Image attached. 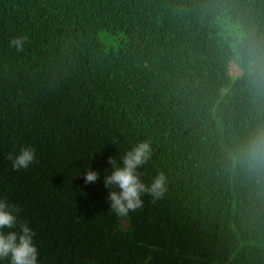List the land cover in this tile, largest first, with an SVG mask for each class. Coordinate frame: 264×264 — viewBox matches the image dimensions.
Masks as SVG:
<instances>
[{"label": "trees", "instance_id": "16d2710c", "mask_svg": "<svg viewBox=\"0 0 264 264\" xmlns=\"http://www.w3.org/2000/svg\"><path fill=\"white\" fill-rule=\"evenodd\" d=\"M261 67L264 0H0V197L38 264H264V170L234 159L264 126ZM148 140L141 178L168 190L120 218L108 158Z\"/></svg>", "mask_w": 264, "mask_h": 264}, {"label": "clouds", "instance_id": "9594fccd", "mask_svg": "<svg viewBox=\"0 0 264 264\" xmlns=\"http://www.w3.org/2000/svg\"><path fill=\"white\" fill-rule=\"evenodd\" d=\"M26 37H14L9 45L17 51L23 49ZM255 58L249 59V68L256 69ZM259 75L264 77V67L259 69ZM153 147L151 140L141 141L131 150L120 157L118 162L113 157L108 158V163L113 165L111 174L104 178L105 187L118 189L109 192L108 200L112 211L120 218H127L129 213L143 207L142 195L148 194L152 201L164 197L168 190V177L160 172L150 184L142 180L143 165L151 160ZM8 159L12 161L13 170H27L36 161L35 149L28 145L20 148L19 152L9 153ZM234 159L246 165L250 171L264 170V126L259 127L239 147ZM122 162V166H121ZM85 183H94L99 179L97 172L88 171L85 174ZM19 207L0 197V260L7 259L10 264H38V249L33 243L35 232L25 223L18 225ZM19 226L20 232L4 229H13Z\"/></svg>", "mask_w": 264, "mask_h": 264}, {"label": "rangeland", "instance_id": "374dc122", "mask_svg": "<svg viewBox=\"0 0 264 264\" xmlns=\"http://www.w3.org/2000/svg\"><path fill=\"white\" fill-rule=\"evenodd\" d=\"M229 73H230V76L235 79L237 77H240L241 76V71L239 70V68L234 65V64H231L230 65V69H229ZM129 228V223L125 220L122 221V229L123 230H127Z\"/></svg>", "mask_w": 264, "mask_h": 264}]
</instances>
